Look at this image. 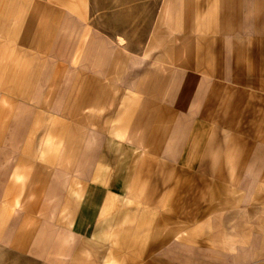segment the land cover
<instances>
[{
  "label": "rangeland",
  "instance_id": "rangeland-1",
  "mask_svg": "<svg viewBox=\"0 0 264 264\" xmlns=\"http://www.w3.org/2000/svg\"><path fill=\"white\" fill-rule=\"evenodd\" d=\"M174 1L0 0V264H264V68Z\"/></svg>",
  "mask_w": 264,
  "mask_h": 264
},
{
  "label": "crops",
  "instance_id": "crops-1",
  "mask_svg": "<svg viewBox=\"0 0 264 264\" xmlns=\"http://www.w3.org/2000/svg\"><path fill=\"white\" fill-rule=\"evenodd\" d=\"M184 1L186 0H181V3ZM174 2L177 3L178 0ZM183 4L186 7L193 6L188 17L202 19L200 23L206 30L201 32L204 37L201 40L198 39L197 43H206L208 47L201 49L202 53L194 62L189 60L181 63L171 62L169 65L206 66L213 75H221L223 72L217 69L216 74L215 69H210L212 67L264 68V0H197V2L191 0ZM177 17L179 16L174 12L173 18L177 19ZM175 33L182 32L176 31ZM124 42L122 37L117 38L118 45H124ZM67 75L66 81L69 73ZM151 85L149 84V89ZM184 94L186 93L182 92L179 99L187 97ZM176 97L173 96L174 99ZM176 122L175 126H183V124L180 125L181 122ZM15 175L18 181L23 179L21 173L16 172ZM114 196L116 193L112 192V199ZM17 203L18 200L15 201V204Z\"/></svg>",
  "mask_w": 264,
  "mask_h": 264
}]
</instances>
